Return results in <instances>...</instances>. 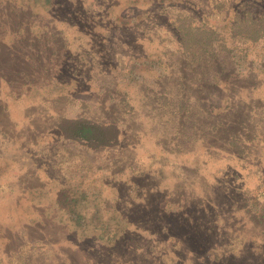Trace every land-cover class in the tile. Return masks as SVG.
Instances as JSON below:
<instances>
[{
	"label": "rangeland",
	"instance_id": "1",
	"mask_svg": "<svg viewBox=\"0 0 264 264\" xmlns=\"http://www.w3.org/2000/svg\"><path fill=\"white\" fill-rule=\"evenodd\" d=\"M261 1L0 0V264H264V74L174 29Z\"/></svg>",
	"mask_w": 264,
	"mask_h": 264
},
{
	"label": "trees",
	"instance_id": "2",
	"mask_svg": "<svg viewBox=\"0 0 264 264\" xmlns=\"http://www.w3.org/2000/svg\"><path fill=\"white\" fill-rule=\"evenodd\" d=\"M253 1L262 4L261 0ZM174 22L182 50L186 53H197L206 65L216 68L215 72L225 70L224 61L220 59L221 53H224L235 72H239L247 61L255 65L247 64L250 70H256L255 74H264V11H254L240 5L227 17L224 28H218L206 21L195 22L185 13L177 14ZM59 127L65 137L93 146L111 145L118 140L119 128L114 123H99L86 118H64ZM229 143L232 146L240 144L233 137ZM56 200L60 206L68 207L72 196L67 188H63L59 190ZM83 220L81 217L77 224H83ZM106 239L111 241L112 237Z\"/></svg>",
	"mask_w": 264,
	"mask_h": 264
}]
</instances>
